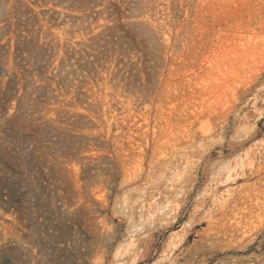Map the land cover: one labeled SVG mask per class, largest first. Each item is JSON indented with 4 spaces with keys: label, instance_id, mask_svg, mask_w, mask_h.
I'll list each match as a JSON object with an SVG mask.
<instances>
[{
    "label": "rangeland",
    "instance_id": "rangeland-1",
    "mask_svg": "<svg viewBox=\"0 0 264 264\" xmlns=\"http://www.w3.org/2000/svg\"><path fill=\"white\" fill-rule=\"evenodd\" d=\"M0 264H264V0H0Z\"/></svg>",
    "mask_w": 264,
    "mask_h": 264
},
{
    "label": "bare ground",
    "instance_id": "bare-ground-1",
    "mask_svg": "<svg viewBox=\"0 0 264 264\" xmlns=\"http://www.w3.org/2000/svg\"><path fill=\"white\" fill-rule=\"evenodd\" d=\"M21 88H19V93L13 94L11 97H9L6 102L4 103V106L2 107V111L6 112H12V111H18L21 106L24 104V101L22 97L20 96ZM33 91H38L36 89H33ZM132 114H134L132 112ZM96 195L99 194L98 192L95 193Z\"/></svg>",
    "mask_w": 264,
    "mask_h": 264
}]
</instances>
